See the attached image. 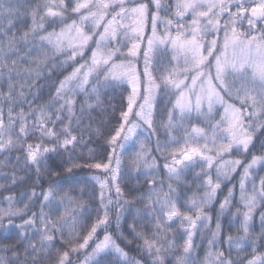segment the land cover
I'll list each match as a JSON object with an SVG mask.
<instances>
[{"label": "snow or ice", "instance_id": "6c2138e0", "mask_svg": "<svg viewBox=\"0 0 264 264\" xmlns=\"http://www.w3.org/2000/svg\"><path fill=\"white\" fill-rule=\"evenodd\" d=\"M262 172L264 0H0V264H264Z\"/></svg>", "mask_w": 264, "mask_h": 264}, {"label": "trees", "instance_id": "16d2710c", "mask_svg": "<svg viewBox=\"0 0 264 264\" xmlns=\"http://www.w3.org/2000/svg\"><path fill=\"white\" fill-rule=\"evenodd\" d=\"M108 99L111 100L112 104H114V105H116V106H119V105H120V96H119V94H116V95H110ZM105 108H108V111H107V112L104 111ZM97 112L99 113V115H97V113H93V116H94L97 120H104V121L107 123L108 120H109V118H110V114H111V109L108 107V104L105 103L100 109L97 110ZM117 115H118V113H117ZM136 143H137V147H138L140 143H144V144L147 145V144H148V141H147V140L145 139V137L142 135V136H140V138L137 140ZM130 154H131V150H130V152L125 153V159H127L128 156H129ZM159 163H160V164H163V161L161 160V161H159ZM197 171H199V169H197ZM259 174H260V175H264V172L259 173ZM237 180H238V177H237ZM235 182H236V181H234V183H235ZM225 192H226V189H225ZM236 195H237V197H238V195H239L238 191H237ZM94 220H95V217H93V221H94ZM256 224H257V229H256V231L258 232V231H259V227H258V225H259V219H258V217H257V219H256ZM108 231L111 232L112 229L110 228ZM231 231L233 232V234L235 233V229H234V228L231 229ZM98 234H99V238H100V239H103L104 231H103L102 228L98 230ZM195 239H196V242H197L198 244L201 243L199 237H196ZM117 242H118V243H121V246H122V247L124 246L123 243H122L121 241H117ZM89 250H90V249H89ZM130 255H132V256H137V258H139V257H138V254H137L134 250L130 251ZM201 255H203V252H201Z\"/></svg>", "mask_w": 264, "mask_h": 264}]
</instances>
